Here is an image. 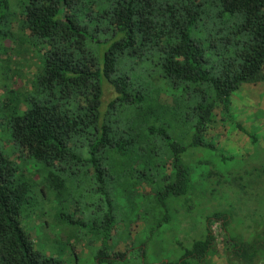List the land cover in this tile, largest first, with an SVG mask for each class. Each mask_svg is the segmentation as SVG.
Returning <instances> with one entry per match:
<instances>
[{
	"label": "trees",
	"instance_id": "16d2710c",
	"mask_svg": "<svg viewBox=\"0 0 264 264\" xmlns=\"http://www.w3.org/2000/svg\"><path fill=\"white\" fill-rule=\"evenodd\" d=\"M256 92L264 0H0V264H64L34 244L52 223L89 238L95 264H146L135 223L169 222L168 202L216 178L264 199V136L235 106ZM244 146L243 188L197 175ZM228 208L160 264H264V226L233 237Z\"/></svg>",
	"mask_w": 264,
	"mask_h": 264
},
{
	"label": "rangeland",
	"instance_id": "374dc122",
	"mask_svg": "<svg viewBox=\"0 0 264 264\" xmlns=\"http://www.w3.org/2000/svg\"><path fill=\"white\" fill-rule=\"evenodd\" d=\"M235 106H237L236 109L241 123L246 128L252 129L251 134L257 138L261 135L264 136V122H261L262 119L259 118L264 117V95L260 97L258 92L241 95ZM256 107H258L259 110H254ZM254 121L255 123L252 125L251 122ZM259 122H261V125H259ZM257 144L258 149L264 151V145L258 142ZM246 150L253 152L254 147L244 146L242 149H238L237 147L231 148L230 152L234 156L233 160H228L227 162L221 161L220 163L213 162L212 166L200 169L197 175L202 173L207 175L209 172L222 174L225 177H228V175L231 177L235 175L236 182L240 183V187L243 188L248 182V179H238L237 172L241 171V169L245 170L247 164L242 161L243 159L238 160V158H245L243 155L246 153ZM261 154L264 155V152ZM240 162L241 164L239 165ZM218 179L219 178L213 180L211 184L210 182L206 183V186L204 185L199 191L196 190L194 196H192L193 194L187 196L188 202H184L181 198L168 202L167 215L170 219L169 222L143 223V219H141V221L135 223L134 233L137 234V240L140 242L144 241V239L147 238V233L151 235V238L153 237L150 242V247L148 248L149 253L147 254L149 262H146V264H160L164 260L168 261L170 257L175 255V252L178 255H182L185 248H187L186 246H190V240L194 242L205 235L207 218L212 216V213L215 212L217 208H221V210L224 211L229 209L228 205L232 204L234 206L235 210L234 213H232V217L235 213L237 215L233 217V223L229 229V233L233 237L246 238V236H249L247 239L250 241L252 230L249 228L254 227V232L259 227L264 226V199L261 198L256 200L257 197H255V193L252 192L253 189L250 188H248L250 190H246V195H243L242 191L236 192L239 191L238 189L232 194L230 188L226 189L227 192H225L224 187L218 186ZM195 181L197 182L199 179L196 178ZM52 222L53 221L50 220V223ZM127 224L128 223H118L117 227L121 230V228H124ZM46 226L48 227V224H46ZM49 226L51 227L44 228V230L40 226L32 229L34 244L37 245V249L44 256L59 258L64 264H95V254L88 241L89 238L82 233H77L79 232L77 230L71 233L70 228L60 225L56 226L53 223L51 225L49 224ZM212 227L214 232L218 235V227L216 225H212ZM73 233L74 235H72ZM122 239L125 240L126 236L123 235ZM179 239L180 241H186L188 239V244L185 246L184 242L182 245ZM75 240H77V242H75ZM74 246H77L76 250L80 251L77 259H74ZM165 251L168 253L170 252L168 257H166L167 252ZM219 260L218 258L214 259L215 262H219ZM143 262L140 254L137 255L135 251L129 252L128 259L125 262L112 261L103 262L102 264H142Z\"/></svg>",
	"mask_w": 264,
	"mask_h": 264
}]
</instances>
